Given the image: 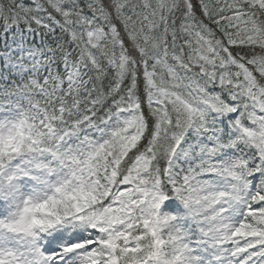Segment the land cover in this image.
Instances as JSON below:
<instances>
[{
  "label": "snow or ice",
  "instance_id": "1",
  "mask_svg": "<svg viewBox=\"0 0 264 264\" xmlns=\"http://www.w3.org/2000/svg\"><path fill=\"white\" fill-rule=\"evenodd\" d=\"M0 264H264V0H0Z\"/></svg>",
  "mask_w": 264,
  "mask_h": 264
}]
</instances>
